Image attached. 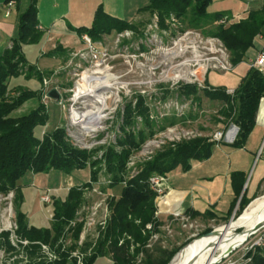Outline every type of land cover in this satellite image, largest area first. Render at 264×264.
<instances>
[{"label":"trees","instance_id":"1","mask_svg":"<svg viewBox=\"0 0 264 264\" xmlns=\"http://www.w3.org/2000/svg\"><path fill=\"white\" fill-rule=\"evenodd\" d=\"M214 1L150 0L149 6L142 9L140 14L152 17L156 15L162 25L166 20L175 17L189 28L201 31L209 38L220 41L230 55L231 66L237 67L244 63L247 53L254 48L255 40L264 28V12L252 13L246 21L229 25L230 17L209 15L208 9ZM36 4L37 0H34L29 10L21 17L19 38L13 41L12 49L0 58V194L15 193L16 195L17 234L30 243V247L27 248L28 264H77L72 258V253L78 249L83 225L77 224L75 228L70 226L76 221L77 214L84 203V191L91 187L85 185L72 188L65 201L53 199L51 226L37 228L29 225L28 216L22 211L23 190L29 184H22L21 181L27 176L49 175L53 172L71 176L75 172L85 171L88 168L91 170L93 183H97L100 175L103 174L112 182L110 186L112 190L122 188L120 196H115L109 204L112 216L105 230L100 233L99 240L95 243H85L82 249L84 253H89L91 250L85 258V264H96L99 260L108 257H111L113 264H169L181 249L171 253L161 249H156L154 252L151 250L152 241L161 234L163 223L158 218L157 194L150 188V179L154 176L167 178L179 169L188 172L191 170V162L210 160L215 143L206 139L184 142L176 149L167 150L158 155L144 165L134 179L128 180L126 171L131 155L139 150L148 138L154 136L147 118L146 126L151 131L148 136L144 131L138 137L134 133L128 136L126 134L125 139L118 143L120 151L114 147L109 148L102 159H96L92 154L73 147L67 139L64 128H58L52 134H46L43 139H40L37 133L50 121L47 109L42 104V92H30L20 88L17 89L16 96L9 94V84L13 79L22 76H25L26 80L35 78L42 86L46 79V74L29 66L24 54V47L38 44L43 39V34L38 31ZM222 21L224 24H219ZM208 28L211 30L207 31ZM135 30L136 23L130 24L112 19L99 9L92 28L81 29L78 34L81 38L86 35L92 42H97L104 36ZM181 94L195 102H199L203 95L211 102L220 103L221 108L218 113L220 118L227 127L232 125L238 129L237 140L232 147L240 150L245 147L257 125L264 100V73L251 68L233 95L228 94L226 89L200 90L196 86L184 88ZM32 100H38L39 107L21 117H15V114ZM141 115L144 116L143 113ZM128 123H130L127 124L128 126L131 125V121ZM232 177L235 199L229 213L223 218L227 222L232 217L240 199L242 211L253 202L247 198L246 194L242 196L246 175L234 173ZM188 216L193 219L219 218L211 212L203 216L189 212ZM69 233H72L73 244L65 249ZM8 246L14 251L9 243ZM42 246L56 249L58 260L50 262L43 255ZM88 246L92 249L89 250ZM194 246L196 245L187 248ZM155 252L158 255L155 256ZM187 252L178 254L177 260ZM250 256L248 259H251ZM252 264H264V249L256 248Z\"/></svg>","mask_w":264,"mask_h":264},{"label":"rangeland","instance_id":"2","mask_svg":"<svg viewBox=\"0 0 264 264\" xmlns=\"http://www.w3.org/2000/svg\"><path fill=\"white\" fill-rule=\"evenodd\" d=\"M140 4L144 7L146 1H142ZM130 7L126 16L122 14L120 17L128 22L130 19L132 20V16L137 10H135L136 6ZM210 30L211 28H208L207 31ZM84 37L82 38L83 48L81 51L72 53L67 63L53 70L45 71L46 79L42 87L36 79H32V83H30V88L40 89L42 92V104L46 107L50 118L48 125L37 133L40 139H43L46 134H52L58 128H64L67 139L73 147L92 154L96 159H102L109 148L114 147L120 151L118 143L125 139L126 134L128 136L134 133L138 137L144 131L148 136L151 131L146 126L147 118L152 126L154 136L148 138L141 148L131 155L127 164V179L134 177L143 169L144 165L154 160L161 153L176 149L178 145L184 142L206 139L209 142L218 143L219 149L225 151L223 145L227 143L228 137L235 131V127L232 125L227 127L220 118L218 113L221 104L211 102L203 95H201L199 102H195L181 94L182 90L188 86L199 88L195 84L196 78L193 77V74L198 73V71L202 74L201 67H206L207 70L200 77L204 82L202 90L211 88L209 84L211 77H231L234 74L235 69L230 64V55L220 41L209 38L201 31L189 28L175 17L166 20L162 25L158 16L152 17L147 14L143 15L140 21L136 23L135 31L104 36L97 42H92L89 38L92 49ZM96 71L107 72L116 86L114 90L101 91V95L108 99L111 98V101L108 110L100 119L98 129L91 132L85 130L88 128L87 122L74 120V112L82 114L92 110V107L87 106V102H92L93 99H85L77 102L78 104L74 100L83 74ZM22 77L25 78V76ZM17 85L20 87H16ZM25 85L23 81L11 80L9 84L10 96H16L17 89H29ZM53 91L59 95V100L51 98L50 95ZM24 107L25 105L15 114V117H21L28 113V108ZM142 113L144 116L141 115ZM130 121L131 125L128 126ZM219 134H223L221 140H217ZM263 135L256 136L248 145L251 152L257 153L262 148ZM152 143H154L153 146H151ZM212 173L213 171L203 170V174ZM45 176L44 181L37 182L40 186L37 188L34 186L36 176H27L21 181L22 184H29L23 190L22 211L25 214H33L36 190L40 193L38 205L42 207L41 212L48 216L47 210L51 209V206L45 204L43 198L48 196L52 200L54 197L62 198L66 190L89 185L91 189L88 188L84 191V203L75 221L78 225H83L84 228V223H79V220L86 223L91 218L90 215H92L95 207L103 202H105L104 206L109 207L112 200L106 195L112 191L111 188H108L110 179L103 174L100 175L102 194L92 191L94 187L88 184L89 181L92 182L90 168L75 172L71 176L56 172ZM170 179L173 182L174 176H171ZM32 186L34 187L32 188ZM121 188L113 190L116 197L120 196ZM249 197L253 199V202L242 211L240 199L228 222L220 218L209 220L193 219L189 216L175 219L160 217L159 220L163 223V227L161 234L153 239L151 250L154 252L156 249H161L171 253L181 249L176 256L184 252L185 248L193 242L242 217L256 200L264 197V184L260 188L251 184ZM15 203V193L0 194V264H28L29 260L27 248L30 247V243L17 234L18 230L15 235L9 232L11 226L17 225L18 227ZM98 214L97 219H95L96 224L89 228L90 232L87 234L85 243L97 242L100 237L95 240L94 236L102 232L97 223L105 219H108V223L112 216L110 207L107 214L104 210ZM44 220L46 222V218ZM47 223L51 226V222ZM29 225L32 226L30 220ZM72 227L71 225L70 228ZM241 234L242 231H237L232 239L239 238ZM68 235L65 249L70 248L73 244L72 233ZM12 237L15 246L12 244ZM27 242L29 245L24 246L23 244ZM8 243L14 251L8 248ZM90 247L87 248L90 250L92 249ZM257 247L264 249V230L257 232L244 247L232 252L229 256L226 254L221 258L215 257L211 264H252ZM82 249L83 247L78 246L76 251H82ZM53 252H56V249ZM156 255L158 254L155 252ZM249 256L251 259H248ZM97 264L113 263L111 257H108L99 260Z\"/></svg>","mask_w":264,"mask_h":264},{"label":"crops","instance_id":"3","mask_svg":"<svg viewBox=\"0 0 264 264\" xmlns=\"http://www.w3.org/2000/svg\"><path fill=\"white\" fill-rule=\"evenodd\" d=\"M33 1L18 0L10 17L6 18L8 0H0V58L12 49L13 41L19 38L21 17L29 10ZM142 1H146L144 7L140 4ZM149 4L150 0H37L38 31L43 34V39L38 44L24 47V54L29 66L45 74V71L53 70L67 63L72 53L79 52L83 48V39L78 34L79 30L92 28L99 9H102L105 15L112 19L134 24L140 21L143 16L140 11L148 7ZM129 6H136L135 10H137L132 16V20L130 19L128 22L120 17L122 14L126 16ZM262 12H264V0H215L208 9L210 16L230 17L229 25L239 24L246 21L252 13ZM254 45V48L247 53L244 63L233 67L235 70L231 77L214 76L209 79L212 89H226L229 92L239 88L251 69V62L264 52V28L256 38ZM13 80L23 81L26 88L29 87L27 90L30 92L40 91V89L30 88L32 79L26 80V78L20 77ZM16 87H20V85ZM39 105L38 100H32L25 104V107L30 113L36 110ZM263 134L264 100L259 111L257 125L243 149L236 150L232 147L237 140V133L233 139L231 136L228 137L227 143L223 145L225 151L219 149V144L215 143L210 160L193 161L195 165L191 162L190 171L183 172L179 169L180 171L177 170L167 177V189L164 195L157 196L156 199L158 218L171 217L175 219L188 216L189 212L203 216L211 212L223 219L229 213L235 199L232 177L234 173L246 175L242 196L246 194L248 199L253 200L249 197V186L252 184L260 188L264 181V138H261L263 140L262 148L257 153L251 152L248 145L256 136ZM205 169L213 171V173L203 174ZM171 176H174L173 182L170 179ZM36 177L34 186L37 188L40 187L37 182L41 183L46 176L37 175ZM34 190L36 189L34 188ZM70 190H66L62 198L54 197V199L65 201ZM39 194L36 190L33 214H27L28 221L30 220L33 227L49 228L47 215L42 214V207L38 205ZM50 208L47 213L53 212L52 206ZM45 218L46 222H44Z\"/></svg>","mask_w":264,"mask_h":264},{"label":"bare ground","instance_id":"4","mask_svg":"<svg viewBox=\"0 0 264 264\" xmlns=\"http://www.w3.org/2000/svg\"><path fill=\"white\" fill-rule=\"evenodd\" d=\"M203 69L205 70L206 67H203ZM115 86L116 84L113 83L111 76L107 72L84 73L82 81L76 90L74 102L93 99L92 102H87V106L92 107V110L82 114L75 111L74 120L87 122L88 128L85 130L95 132L100 125L102 115L108 110V105L111 101V98L103 97L101 91L114 90ZM236 132L237 130L235 129L230 135L232 139L235 137ZM260 226H264V197L254 202L239 219L217 229L213 235L193 242L188 247L196 246L186 249L185 251L188 252L178 261L176 260L181 253L177 255L171 264H211L215 257L221 258L244 247L257 232L264 230L263 227L256 231ZM237 231H242L241 236L232 239Z\"/></svg>","mask_w":264,"mask_h":264},{"label":"built area","instance_id":"5","mask_svg":"<svg viewBox=\"0 0 264 264\" xmlns=\"http://www.w3.org/2000/svg\"><path fill=\"white\" fill-rule=\"evenodd\" d=\"M17 3H18V0H8L7 5H6L7 6L6 18L10 17L12 9L14 7H16ZM222 24H224V22H222ZM84 40L86 42H88L90 44V47H91V41H90V39L87 36L84 37ZM91 49H92V47H91ZM251 68L257 69L261 73H264V52L260 53L259 56L257 57V59L255 61L251 62ZM201 69H202V74H200V72L198 71V73L193 74V77L196 78L195 84L198 85L200 89H203L204 88L203 87L204 82H203V80H201L200 77H202V75H204L207 72V70L206 69L204 70L203 67H201ZM228 94L233 95L234 91H229ZM222 137H223V134H219L217 136V140H221ZM153 145H154V143L151 144V146H153ZM138 174L139 173H137L136 175H134V177H132V178H130L128 180L134 179ZM167 182H168V179L166 177L154 176V177H152L150 179V188H151V190L154 193L157 194V196H162V195H164V193H165V191L167 189ZM88 184H90V185H92L94 187L92 189V191L94 193H98L100 195L102 194L101 189H103V188H101V186H100L101 185L100 179H99V181L97 183H93V182L89 181ZM108 185H109L108 188H110V186L112 185V182L110 180L108 181ZM106 195L108 196V198H112V199L115 197V195L113 193V190L109 191ZM43 201L48 206H52L53 200L51 199L50 196L43 198ZM104 204H105V202H103L101 205H98L97 207H95L93 209V213H92V215H90L91 218H89L90 220L88 219L89 221L87 220L86 223L83 222L82 220H79L80 222L78 221L79 223H84L83 232H82L81 237H80L79 247H84L85 240H87V234L90 232L89 228L93 227L94 224H96L95 219H97V217L99 215L98 213L101 210H104L106 212V214L108 213V208L109 207L107 205L104 206ZM47 214H48L47 222H51L52 223V221H53V212H48ZM106 218H107V216H106ZM107 220L108 219H105L104 221H101V222L97 223V224H99L98 227H99L100 231L105 230L106 225H107ZM71 225L73 227H75L77 225V222H74ZM17 230H18L17 225H15V227L11 226L9 228V232L13 233L14 235H15ZM149 230H151V227H149ZM99 236H100V233L98 235L94 236L95 237L94 239L95 240L98 239ZM12 244L15 246V242H14V238L13 237H12ZM23 245L27 246V245H29V243L27 242V243H24ZM42 252H43V255L50 262L56 261L59 258L58 255L56 254V252H53V250L50 247H48V246H42ZM90 253H91V250L89 251V253H84L81 250H78V251H75V252L72 253V258L74 260H76L77 264H85V258Z\"/></svg>","mask_w":264,"mask_h":264},{"label":"water","instance_id":"6","mask_svg":"<svg viewBox=\"0 0 264 264\" xmlns=\"http://www.w3.org/2000/svg\"><path fill=\"white\" fill-rule=\"evenodd\" d=\"M51 98H53V99H55V100H59L60 99V97H59V95L55 92V91H53L52 93H51ZM236 130H237V133H238V129L237 128H235ZM264 226H260V227H258L257 228V230L256 231H259L260 229H262ZM214 234V232H212V233H210L209 235H207V236H211V235H213ZM231 253H229L228 254V256L230 255Z\"/></svg>","mask_w":264,"mask_h":264}]
</instances>
